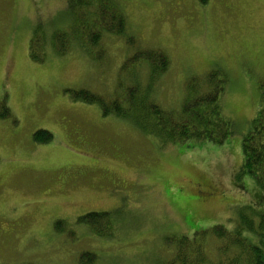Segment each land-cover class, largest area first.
Here are the masks:
<instances>
[{
    "label": "rangeland",
    "instance_id": "1",
    "mask_svg": "<svg viewBox=\"0 0 264 264\" xmlns=\"http://www.w3.org/2000/svg\"><path fill=\"white\" fill-rule=\"evenodd\" d=\"M115 1L134 45L105 36L102 62L75 47L65 56L47 47L37 62L29 53L34 32L48 40L66 30L69 0H0V103L11 110L0 118V264H79L84 252L96 255L94 264H168L175 250L166 236L231 229L243 205L264 213L255 180L237 178L264 85V0ZM147 49L168 56L151 92L166 110L180 108L191 79L226 73L222 107L234 133L224 144L163 145L98 104L71 98L69 89L111 98L120 81L147 85L149 66L122 70ZM39 130L53 138L35 141ZM90 212L114 214L111 236L77 222ZM216 245L209 236L208 251Z\"/></svg>",
    "mask_w": 264,
    "mask_h": 264
},
{
    "label": "trees",
    "instance_id": "2",
    "mask_svg": "<svg viewBox=\"0 0 264 264\" xmlns=\"http://www.w3.org/2000/svg\"><path fill=\"white\" fill-rule=\"evenodd\" d=\"M205 1L202 0L203 3ZM68 8L71 10V20L66 30L56 29L48 40L39 29L34 32L29 47L34 61L46 60L47 47L52 48L58 56L67 55L75 47L92 57L96 53L94 57L102 62L106 58L103 45L105 36L122 37L130 46L135 44V36L128 30L126 15L115 0H69ZM131 64L149 66L155 73L153 79L145 86L139 79L127 86L120 81L115 96L111 98L85 88L69 89L71 98L98 104L105 115L115 114L131 121L163 145L189 141H209L221 145L233 135V121L224 114L222 107L227 84V76L222 69L208 73L202 80L191 79L180 108L166 110L153 99L151 92L155 75L159 76L168 69L167 54L156 49L138 50L124 61L122 70ZM260 90L259 110L242 140L243 161L237 178L252 177L264 198L263 84ZM10 116L11 110L6 103H0V118ZM33 137L37 142H49L53 135L47 130H39ZM113 215L112 212H90L79 216L77 222L87 225L98 236H111L116 221ZM237 215L238 221L231 229L214 225L196 231L192 236H166V243L175 250L168 264H264V213L253 205H243ZM55 230L65 231L63 220L55 222ZM209 236L217 242L215 253L206 247ZM95 259L94 253L84 252L79 257V264H94Z\"/></svg>",
    "mask_w": 264,
    "mask_h": 264
}]
</instances>
